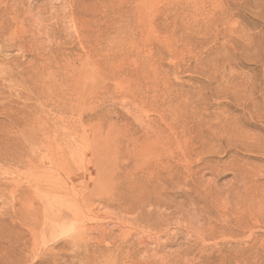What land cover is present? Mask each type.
<instances>
[{"label": "rangeland", "instance_id": "1", "mask_svg": "<svg viewBox=\"0 0 264 264\" xmlns=\"http://www.w3.org/2000/svg\"><path fill=\"white\" fill-rule=\"evenodd\" d=\"M32 2L52 11L65 5ZM85 3V35L57 29L50 46L47 104L54 128L45 139L49 148L35 153L37 247L31 244L33 224L25 223L27 228L17 218L20 211L29 215V203L20 205L23 195L11 193L13 180L26 189L30 169L0 160V264L60 262L72 228L51 236L50 216L73 208L76 199L111 198L116 205L153 196L154 188L163 192L161 205L151 210L179 216L182 223L164 225L161 241L175 240L165 249L191 247L187 257L193 253L195 264H264V0H133L117 37L118 24L106 20L104 8L95 11L94 0ZM18 56L24 64L31 58ZM18 92H0V150L11 156L20 151L13 147L5 111L21 107ZM221 122L235 137L208 133L210 124ZM201 144L210 153L203 155ZM192 146L199 153L185 162L183 150ZM176 169L184 175L176 178ZM77 209L85 216L87 209ZM187 222H204L211 238L191 235ZM19 230L28 243L23 251Z\"/></svg>", "mask_w": 264, "mask_h": 264}, {"label": "bare ground", "instance_id": "2", "mask_svg": "<svg viewBox=\"0 0 264 264\" xmlns=\"http://www.w3.org/2000/svg\"><path fill=\"white\" fill-rule=\"evenodd\" d=\"M94 1L96 2L94 5L95 11H98L99 8H104L106 20L112 21V25L118 24L114 31L115 37H117L123 29V25L120 22L124 19L129 20L132 12L133 0ZM85 2L86 0H64L65 5L61 10L56 9L52 11L49 10L46 4L35 7L32 0H0V56H2V53L5 51L13 49L18 52V54L12 56L0 57V81L3 86L6 84V86L0 89V92L2 93L5 88H19L20 92L17 93V96L23 99V104L15 113H12V110L10 112L5 111L13 147H15V151L19 150L20 153L11 156L7 152H2L0 150V160L4 159L10 164L15 165H27L30 169L26 179L27 182L25 181L27 184V187H25L26 189L17 185V180H13L12 183H14L15 187L11 189V193L13 192V195H23L20 205L29 203L28 207L31 210L29 215L23 214L20 211V213L17 214V218L19 225H25V227H27L25 223L33 224L32 226L30 225L29 232L32 238L31 244L33 245L34 242L36 247L38 246L36 244V231L38 229L34 225V220L37 216L34 211L32 195V191L33 193L35 192L36 183L34 171V163L36 160L35 153L42 147L49 148L48 140L46 141L45 139L48 138V135L54 128V124L49 115V105L47 104L48 101L51 100V89L48 85L47 78V76L50 75L51 68L52 50L50 46L54 32L57 29L64 31L67 28H73L75 33L79 36L85 35L86 30L89 28L88 18L85 17L84 13L88 8V4ZM19 54L23 57L26 54H30L31 58L24 64L19 60ZM23 90L26 91L27 95L24 96L22 93ZM209 131L217 133L221 139L235 137L233 130L224 122L214 125L210 124V126H208V133ZM199 135L208 141V135H203V133H199ZM44 141H46V143H44ZM2 142L3 141H1V143ZM1 147L3 148V146ZM210 150H212L210 147L204 144L200 145V152L203 155L205 153H210ZM183 151L187 153V155H183L186 158L184 159L185 162H190L191 159L193 160V156L199 153L197 150L198 152L194 154L193 146L191 150L185 149ZM184 169L187 170V172L184 170L187 175H192V170L188 166L187 168L184 167ZM181 174L182 172L180 170H174L176 178L184 175ZM173 179L175 180V178ZM3 189L4 188H2V190ZM153 192L154 193H151L153 196L138 197V201L137 199L134 202L123 201L116 203V205H114V200L111 198L104 199L97 197L96 200H92V197H81L82 199L71 201L72 203L70 204V200L67 199L69 201L68 204L72 205L73 208L69 206L68 210L60 209L56 214L50 216L46 220L49 224L47 225L50 226L48 228L52 230L51 236L64 233L67 225H71L72 228L70 239L66 237L65 239L68 240L63 242L65 252H62V258L58 257L60 262L54 260L53 263H51L195 264L196 259L193 253L191 254L193 257H187L188 253L191 252V247L182 249L181 246H178L174 250L165 249L167 246L174 245L175 240L172 239V241L168 238L164 242L161 241L162 237H164L168 231L166 228H163L164 225H177L182 223L178 221L179 216H165L159 210L158 212L151 210L161 205V201H157V199L161 197L163 191H161V188H154ZM59 201L63 203L62 201H64V199H60ZM64 202L66 203V200ZM59 203L60 202H58V205ZM65 203L64 205L66 206ZM96 206L98 208L100 206L114 207L112 210L100 212L98 209V212H96ZM77 208L81 210L87 209V211L89 209V213L85 210L86 213L84 216L81 215L82 212H73V209ZM90 212L93 215L90 214ZM52 213L53 212L50 214ZM88 214L93 216V218L87 216ZM43 216L48 217L47 214ZM36 223L39 225L38 222ZM199 224L200 223L194 226L193 223L187 222L186 228L191 235L201 234L203 240H209L211 238L209 227L205 225L204 222L202 225ZM20 228H22V226H20ZM40 230L41 232H39V235L43 231L41 228ZM200 231L203 232L201 233ZM16 240L19 244V251H23L26 247L25 245L28 244L26 243L27 239L25 238L23 230H19L18 233H16ZM38 242L40 243V240ZM207 245H204L203 248H207ZM20 254L22 253L20 252ZM18 264H21L19 260ZM199 264H209V262L203 260Z\"/></svg>", "mask_w": 264, "mask_h": 264}]
</instances>
